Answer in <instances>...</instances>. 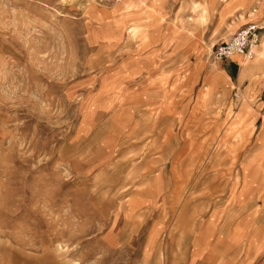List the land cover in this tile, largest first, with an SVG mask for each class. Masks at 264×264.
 <instances>
[{
  "label": "rangeland",
  "instance_id": "374dc122",
  "mask_svg": "<svg viewBox=\"0 0 264 264\" xmlns=\"http://www.w3.org/2000/svg\"><path fill=\"white\" fill-rule=\"evenodd\" d=\"M194 1L166 20L206 32L199 59L158 67L197 66L200 81L175 93L169 75L168 110L146 112V27H116L114 0H0V264H264L259 49L241 55L243 78L237 63L227 84L206 82L226 78L213 52L264 0H232L228 19L208 0L204 21Z\"/></svg>",
  "mask_w": 264,
  "mask_h": 264
},
{
  "label": "crops",
  "instance_id": "0c3cea01",
  "mask_svg": "<svg viewBox=\"0 0 264 264\" xmlns=\"http://www.w3.org/2000/svg\"><path fill=\"white\" fill-rule=\"evenodd\" d=\"M116 1L118 2L117 3L118 10H114L113 8ZM211 1L213 2L212 4L214 6L212 14L217 19L220 18L222 11L225 12V18L228 19L232 16L233 13L238 12L240 8H242L240 7L241 1H232V0H228L229 2L224 0H211ZM125 2H127L126 3L127 5H132L133 3L137 6L127 10L124 7ZM207 2L208 0L202 2L196 0L192 2L191 10L194 13L197 12L199 13L198 19L200 21L206 20L208 16V12L210 8ZM243 2H244V6L248 7L249 5H253L255 0H245ZM173 4H178L179 6L181 4L184 5V0H114V3L111 6L112 7L111 10L113 12L112 23L115 24L116 27H119V25H121L119 28L125 29L127 26H130L133 23L143 24L146 27V31L148 35L146 40L144 42H141V40L139 39L137 45L134 43L135 44L134 58L141 59L140 61L144 63L143 65L147 70L149 69L150 72L149 80H147L146 83L143 84L144 89L138 91V92H143V100H141V102L139 103H142L143 101L146 103L147 106L146 112L157 111V108H160V110H163L164 112L168 110L167 100H169V97H167V94L164 92V88L166 87V81H168L169 75L172 76L170 79L171 84L169 86L170 87L169 89L170 92L171 91L173 92V90H175V93L178 92L177 91L178 89H183V87L196 85L200 81L202 68L200 69L197 66L195 68H190V69H187L186 67H175V68H171L170 70H168L167 68H162L161 65L160 67H158V61L162 62L163 60H168V59L186 60V61L199 59V53L201 51L198 52V50L194 49V46L195 44H197V46L200 47V45L203 43L202 39L205 36L204 35L205 31H200L196 29V33H191L190 31L185 32L183 29H180V27L176 26L175 23L168 22L166 20L168 15L167 13L169 11V7ZM153 9L155 10V12ZM259 16L260 17L257 21L250 20L247 22L248 23L259 22V25L261 26L263 35L261 42L257 47V49H259L257 60H262L264 59V6L262 7ZM190 20L193 21V17ZM118 22H122V23L118 24ZM244 24L241 23L239 25H236L234 27L235 31L233 30L232 32L235 33L239 28L243 27ZM225 28H223L221 22H219L217 24H214V26L212 25L210 30L212 31V34H217L218 32L215 31L221 30V32H223L225 31ZM124 35L125 32H123L122 37L120 36L117 37V41L119 42V40L122 39ZM184 40L186 42H184ZM187 42L191 43V47L185 48L184 43ZM241 60H242L241 55H235L234 57L225 60H216V63H219L223 66V68L218 70V72L222 71L223 75L226 78L228 77L229 79L226 80V78L224 77L222 79H219L221 75H219L217 71L213 72L211 70L210 73H212L213 77L215 78L206 80L207 84H210L212 81H215L216 83L214 84H217L216 90L222 85L227 84L229 80H232V71L236 70L237 63L240 66V68L237 67L238 71L240 70L239 78H243V75H245V73L243 72L244 71L249 72V70L247 68L248 64L242 63ZM193 63L194 62H191V67H193L192 65ZM138 73H141L140 70L137 71V74ZM192 74H196L195 78L192 77ZM186 76H189V78L185 79ZM155 93H162L160 99L154 96ZM139 103L134 102L132 107L134 108L137 107ZM178 108H182V106H178ZM131 121L132 123L138 121V127L136 129H139V124H140L139 117L133 116ZM246 163L248 167L251 165L250 162H246ZM262 166L264 168V162Z\"/></svg>",
  "mask_w": 264,
  "mask_h": 264
},
{
  "label": "built area",
  "instance_id": "2783aa9c",
  "mask_svg": "<svg viewBox=\"0 0 264 264\" xmlns=\"http://www.w3.org/2000/svg\"><path fill=\"white\" fill-rule=\"evenodd\" d=\"M261 38V27L255 22H250L237 30L230 38L223 40L216 46L213 57L216 60H225L235 55H244L252 58L256 53L257 45ZM236 99L240 97L239 91L235 92Z\"/></svg>",
  "mask_w": 264,
  "mask_h": 264
},
{
  "label": "bare ground",
  "instance_id": "6f19581e",
  "mask_svg": "<svg viewBox=\"0 0 264 264\" xmlns=\"http://www.w3.org/2000/svg\"><path fill=\"white\" fill-rule=\"evenodd\" d=\"M137 5H135V4H133L132 3V5H127V8H133V7H136ZM261 27V26H260ZM129 32L134 36H132L131 34H130V36L131 37H133V38H135L136 36H138V33L140 32V30L138 29V27H135V28H129ZM245 64V63H244Z\"/></svg>",
  "mask_w": 264,
  "mask_h": 264
}]
</instances>
